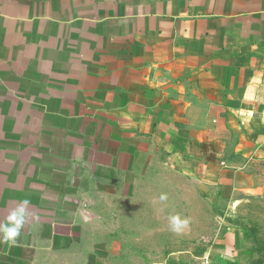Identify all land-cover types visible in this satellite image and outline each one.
<instances>
[{
	"label": "crops",
	"instance_id": "0c3cea01",
	"mask_svg": "<svg viewBox=\"0 0 264 264\" xmlns=\"http://www.w3.org/2000/svg\"><path fill=\"white\" fill-rule=\"evenodd\" d=\"M158 168L228 208L260 190L264 0H0V220L31 201L0 264H90L91 199Z\"/></svg>",
	"mask_w": 264,
	"mask_h": 264
},
{
	"label": "rangeland",
	"instance_id": "374dc122",
	"mask_svg": "<svg viewBox=\"0 0 264 264\" xmlns=\"http://www.w3.org/2000/svg\"><path fill=\"white\" fill-rule=\"evenodd\" d=\"M152 178L143 198H106L105 215L96 212L98 199H91L92 212L77 236L90 241V264H264V181L228 208V201L207 198L208 190L194 180L163 168ZM136 205L144 213H123ZM175 214L190 219L179 234L169 227ZM227 227L238 229L242 241H212Z\"/></svg>",
	"mask_w": 264,
	"mask_h": 264
},
{
	"label": "clouds",
	"instance_id": "9594fccd",
	"mask_svg": "<svg viewBox=\"0 0 264 264\" xmlns=\"http://www.w3.org/2000/svg\"><path fill=\"white\" fill-rule=\"evenodd\" d=\"M160 201H166L167 195L161 194ZM31 201L27 198L17 201L16 205L10 209L3 220H0V243L14 246L18 243L19 238L27 226L30 218L29 209ZM33 221L38 219V216L31 214ZM169 227L173 232L182 233L189 227L190 219L182 218L179 214L171 215L168 218Z\"/></svg>",
	"mask_w": 264,
	"mask_h": 264
}]
</instances>
